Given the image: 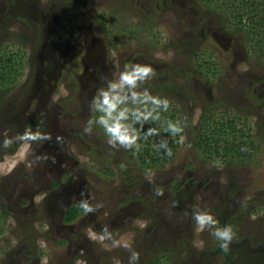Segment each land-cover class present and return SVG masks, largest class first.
Returning <instances> with one entry per match:
<instances>
[{
    "label": "rangeland",
    "instance_id": "1",
    "mask_svg": "<svg viewBox=\"0 0 264 264\" xmlns=\"http://www.w3.org/2000/svg\"><path fill=\"white\" fill-rule=\"evenodd\" d=\"M217 1L205 8L204 0H0V65L24 64L17 83L0 86V134L31 128L52 136L27 151L0 149V206L9 213L0 264H128L127 249L88 238L104 226L132 244L139 264H156L163 253L175 260L168 264H264V58ZM137 62L156 72L145 86L171 102L160 122L145 127L164 131L165 117L184 127L183 142L162 134L177 145L152 169L133 166L132 151L110 149L101 130L82 133L95 89L115 64ZM204 110L236 120L258 151L203 154ZM81 190L102 207L65 223ZM192 206L232 226L228 252L207 230L195 231L184 215Z\"/></svg>",
    "mask_w": 264,
    "mask_h": 264
},
{
    "label": "clouds",
    "instance_id": "2",
    "mask_svg": "<svg viewBox=\"0 0 264 264\" xmlns=\"http://www.w3.org/2000/svg\"><path fill=\"white\" fill-rule=\"evenodd\" d=\"M115 68L116 73L113 74L112 78H105L104 82L95 89L91 100L88 102L92 115L83 127L82 133L91 135L93 129L97 128L102 131L105 142L110 149L139 152L143 141L160 134V127H145V125L160 122L161 114L169 110L171 102L167 97L153 95L150 88L145 86L156 75L150 64L125 63L120 69L117 63ZM161 126L169 134V137L179 136V142H183L184 127L181 121L167 119ZM0 135L3 136V139H0V149H8L14 144H19L24 146L25 151L32 143L52 139L50 133L39 130L33 131L31 128H25L23 132L11 136L7 133ZM61 140L62 137H56L57 144ZM153 147L158 152L162 151V154L167 157H171L173 154L167 139L160 140L153 144ZM36 159L39 160L41 157H36ZM44 159H48V157L45 156ZM52 159L54 163L55 158ZM151 175V173L148 174L149 180H151ZM79 195L77 207L85 216L102 207L101 204H91L89 198H86L84 190H81ZM155 195L162 196L163 189L156 188ZM184 215L190 216L196 232L207 230L221 251H229V245L235 235L231 225L219 226L220 222L211 212L200 210L196 206H192L190 213L185 211ZM88 238L100 243L106 250L117 247L127 249L130 253L128 264H139V252L132 247L130 242L115 238L108 226H104L99 233L89 230ZM105 241L111 242L110 248L104 243ZM197 246L202 247L203 241L197 242ZM113 264H121V262L114 259Z\"/></svg>",
    "mask_w": 264,
    "mask_h": 264
},
{
    "label": "trees",
    "instance_id": "3",
    "mask_svg": "<svg viewBox=\"0 0 264 264\" xmlns=\"http://www.w3.org/2000/svg\"><path fill=\"white\" fill-rule=\"evenodd\" d=\"M204 2L205 4L201 6L208 8L213 5L214 0H204ZM216 4L218 11L226 13L227 15L230 14V25L234 29L237 28V31L240 30L243 32L245 41L247 43L249 42L252 46L250 49L256 52L258 56L264 58V0H218ZM1 62L4 63V66L2 64L0 65V86L17 83L23 75L24 64L22 59H16L14 61L9 58V60H3ZM212 65L205 63L204 70L208 68V72H211ZM207 114L208 111L204 110L199 120L201 135L198 138V142L203 154L212 157L223 152L225 157L247 158L249 155L258 151L259 146L253 139L246 137L244 130L238 127L236 120L217 119L212 117V115L207 116ZM165 118L174 120L172 117ZM163 133L167 132L160 131V136L154 137L152 141L145 142L142 145L141 151L132 152L130 161L133 166H144L147 169H152L161 167L170 160L169 157L162 154V151L158 152L153 147V144L162 140ZM167 140L173 152L177 145L176 140L172 141L169 137ZM200 148L198 149L200 150ZM5 211V208L0 206V233L6 227L7 219L9 218V213L6 214ZM81 214L82 211L76 204H73L66 208L63 220L65 223H71ZM161 260H164L165 264L170 263L172 260L175 261L169 257L168 253H163L162 256L157 257L155 263L158 264Z\"/></svg>",
    "mask_w": 264,
    "mask_h": 264
}]
</instances>
